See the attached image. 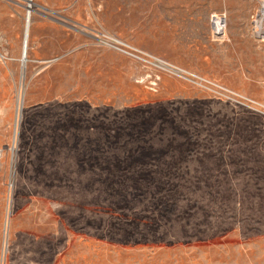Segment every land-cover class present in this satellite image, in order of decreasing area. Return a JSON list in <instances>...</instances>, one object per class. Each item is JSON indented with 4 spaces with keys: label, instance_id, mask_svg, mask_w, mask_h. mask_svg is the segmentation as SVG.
Instances as JSON below:
<instances>
[{
    "label": "rangeland",
    "instance_id": "1",
    "mask_svg": "<svg viewBox=\"0 0 264 264\" xmlns=\"http://www.w3.org/2000/svg\"><path fill=\"white\" fill-rule=\"evenodd\" d=\"M261 2L0 0V264H264Z\"/></svg>",
    "mask_w": 264,
    "mask_h": 264
},
{
    "label": "built area",
    "instance_id": "2",
    "mask_svg": "<svg viewBox=\"0 0 264 264\" xmlns=\"http://www.w3.org/2000/svg\"><path fill=\"white\" fill-rule=\"evenodd\" d=\"M254 21H259L260 26L261 22L264 21V0H262L260 4V8L257 11V13L254 15ZM210 30H211V36L215 40H220L222 41L225 38V30H226V17L223 14H212L210 16ZM261 28L264 30V27L261 26ZM261 29V30H262ZM258 37L263 40L264 39V34L261 32Z\"/></svg>",
    "mask_w": 264,
    "mask_h": 264
},
{
    "label": "bare ground",
    "instance_id": "3",
    "mask_svg": "<svg viewBox=\"0 0 264 264\" xmlns=\"http://www.w3.org/2000/svg\"><path fill=\"white\" fill-rule=\"evenodd\" d=\"M29 1H31V0H29ZM30 6V5H29ZM29 15H30V12L28 11V13H27V17H26V26H25V34H24V44H23V49H22V58H21V60H22V63L24 64L25 63V59H23V54H25V56H26V40H27V34H28V25H29ZM27 21H28V25H27Z\"/></svg>",
    "mask_w": 264,
    "mask_h": 264
},
{
    "label": "water",
    "instance_id": "4",
    "mask_svg": "<svg viewBox=\"0 0 264 264\" xmlns=\"http://www.w3.org/2000/svg\"><path fill=\"white\" fill-rule=\"evenodd\" d=\"M27 25H28V21H27ZM23 59H25V54H23ZM24 71L23 65H22V72ZM23 75V74H22Z\"/></svg>",
    "mask_w": 264,
    "mask_h": 264
}]
</instances>
